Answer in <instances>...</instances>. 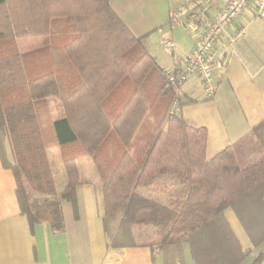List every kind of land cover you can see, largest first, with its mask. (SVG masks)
I'll use <instances>...</instances> for the list:
<instances>
[{
	"label": "trees",
	"instance_id": "1",
	"mask_svg": "<svg viewBox=\"0 0 264 264\" xmlns=\"http://www.w3.org/2000/svg\"><path fill=\"white\" fill-rule=\"evenodd\" d=\"M164 71L110 0H0L2 164L32 228L64 230L62 201L77 210V160L89 154L110 247L147 244L164 264H186V248L194 264H239L249 251L225 210L254 246L264 244V120L207 160V129L170 111L180 95ZM47 97L66 112L53 122L67 179L61 194L38 113ZM149 115L155 132L142 144ZM139 226L149 228L144 240Z\"/></svg>",
	"mask_w": 264,
	"mask_h": 264
},
{
	"label": "crops",
	"instance_id": "2",
	"mask_svg": "<svg viewBox=\"0 0 264 264\" xmlns=\"http://www.w3.org/2000/svg\"><path fill=\"white\" fill-rule=\"evenodd\" d=\"M110 4L134 35L143 38L160 68L178 70L183 66L196 37L183 53L184 57H177L176 51L172 50L174 57L167 60L168 65L163 64L161 56L150 48L149 29L143 19L147 11L161 8L158 0H110ZM222 4L218 0L207 10L202 11L201 8L185 19L190 22L200 16L204 22L210 21ZM242 24H247V33L234 44H229L226 34L217 41L215 50L220 66L214 71L213 93H208L201 78L190 77L174 109L189 125L207 129V160L264 120V17L247 9L243 20L236 21L229 32H234ZM53 102L55 111L60 113L54 122L65 117L66 112L61 102L63 111L56 101ZM7 151L9 158L13 159L9 144ZM80 158L84 161L83 168L79 167ZM80 158L77 160L81 174V182L77 186V210L66 201L65 207L62 205L64 230L53 231L48 222H39L31 227L18 203L15 176L11 169L3 166L0 157V264H164L162 255L153 252L147 244L117 248L108 245L103 226L102 181L93 157L88 154ZM225 215L241 245L249 251L239 264H248L249 258H255L260 252H263L264 261V244L253 245L232 208H227ZM139 228L149 230L146 226ZM185 254L186 264H194L189 248Z\"/></svg>",
	"mask_w": 264,
	"mask_h": 264
},
{
	"label": "built area",
	"instance_id": "3",
	"mask_svg": "<svg viewBox=\"0 0 264 264\" xmlns=\"http://www.w3.org/2000/svg\"><path fill=\"white\" fill-rule=\"evenodd\" d=\"M222 7L218 9L215 17L204 22L199 19L188 22L190 31L196 37L194 47L183 66L178 69H165L168 82L173 86L177 95L181 94L184 84L190 77L201 78L209 94L213 93L212 79L215 69L220 66L216 56V44L218 39L226 34L229 44H234L247 33V24L240 25L234 32L229 28L238 20H243L247 9L254 10L259 17H264V0H221ZM218 0H187L182 5H177L170 11L171 21L181 23L182 17L195 14L201 8L202 11L217 4ZM166 45L173 48V40H166ZM177 99L173 102L171 112L174 111Z\"/></svg>",
	"mask_w": 264,
	"mask_h": 264
},
{
	"label": "rangeland",
	"instance_id": "4",
	"mask_svg": "<svg viewBox=\"0 0 264 264\" xmlns=\"http://www.w3.org/2000/svg\"><path fill=\"white\" fill-rule=\"evenodd\" d=\"M186 1L183 0H164L158 4L161 6L157 11H147L143 19L144 23L148 27V39L150 43V48L153 52L161 56V61L163 64L168 65L167 60L171 61L173 59L172 50L176 51L177 57H184V52L190 48L194 40V34L189 29V24L185 17H182L181 23H173L171 21L170 11L177 5H182ZM56 24L62 26L64 24L62 19H58ZM165 39L173 40L174 48H168ZM53 101H56L59 106L61 103L58 99L48 97L38 101V113L41 121L42 128L46 135V140L48 144V154L52 164L54 177L56 181V187L58 193L61 194L64 190L66 184V173L65 167L62 160V150L61 146L55 137L53 130V120L59 116L58 112L55 111ZM62 108V106H61ZM63 111V108L62 110ZM156 122L153 117L149 115L141 130L140 142L143 144L145 136L149 135L150 132H155ZM8 145V144H7ZM84 157L83 159H85ZM79 167L83 168L82 159H79ZM66 201H62V205ZM65 207V205H64ZM142 229L138 231V240H144ZM141 235V236H140ZM258 255V254H257ZM256 255V257H257ZM255 257V258H256ZM255 258H249L248 264H264V261L260 263H255ZM244 264V263H243Z\"/></svg>",
	"mask_w": 264,
	"mask_h": 264
}]
</instances>
